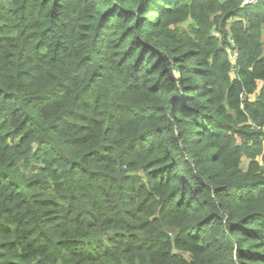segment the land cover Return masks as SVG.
<instances>
[{
  "label": "trees",
  "instance_id": "1",
  "mask_svg": "<svg viewBox=\"0 0 264 264\" xmlns=\"http://www.w3.org/2000/svg\"><path fill=\"white\" fill-rule=\"evenodd\" d=\"M242 1L0 0V264H264Z\"/></svg>",
  "mask_w": 264,
  "mask_h": 264
},
{
  "label": "built area",
  "instance_id": "2",
  "mask_svg": "<svg viewBox=\"0 0 264 264\" xmlns=\"http://www.w3.org/2000/svg\"><path fill=\"white\" fill-rule=\"evenodd\" d=\"M260 1L261 0H243L242 7H252V6L257 5ZM263 130H264V127H263Z\"/></svg>",
  "mask_w": 264,
  "mask_h": 264
},
{
  "label": "rangeland",
  "instance_id": "3",
  "mask_svg": "<svg viewBox=\"0 0 264 264\" xmlns=\"http://www.w3.org/2000/svg\"><path fill=\"white\" fill-rule=\"evenodd\" d=\"M263 30H264V28H263ZM232 54V53H231ZM232 57V56H231ZM248 160H243V165H242V167L243 168H245L248 164Z\"/></svg>",
  "mask_w": 264,
  "mask_h": 264
}]
</instances>
